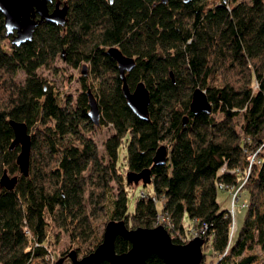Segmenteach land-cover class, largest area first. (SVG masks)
I'll return each instance as SVG.
<instances>
[{"label":"trees","instance_id":"16d2710c","mask_svg":"<svg viewBox=\"0 0 264 264\" xmlns=\"http://www.w3.org/2000/svg\"><path fill=\"white\" fill-rule=\"evenodd\" d=\"M64 1V25L45 20L20 44L0 10V176L18 172L13 188L0 185V264H63L69 252L55 257L52 235L88 254L102 241L99 223L153 227L161 215L174 242L195 232L205 239L200 264H264V0ZM111 45L135 58L127 81L149 89L148 119L129 106ZM58 57L76 68L87 63L76 97L40 72H57ZM198 86L210 112L190 109ZM88 89L99 125L113 129L104 154L89 135ZM11 119L26 122L31 135L28 175L16 162L20 144L10 147ZM162 143L166 161L155 163ZM145 167L152 194L141 190L131 212L123 170ZM219 188L248 191L235 240ZM130 247L116 237L117 252ZM145 264L165 262L153 253Z\"/></svg>","mask_w":264,"mask_h":264},{"label":"water","instance_id":"95a60500","mask_svg":"<svg viewBox=\"0 0 264 264\" xmlns=\"http://www.w3.org/2000/svg\"><path fill=\"white\" fill-rule=\"evenodd\" d=\"M53 0H0V10L4 14L5 28L7 34H12V42L20 44L32 38L35 28L43 21H51L64 25L68 20L69 5L67 2L60 4L58 1L52 10L48 3ZM166 1V0H164ZM188 1V0H186ZM39 14V17H37ZM108 53L117 60L119 74L122 79V88L126 100L131 109L141 118H149L150 91L144 81H139L133 89L127 81L126 71L135 65V58L122 52L117 45H111ZM82 73H87V66L83 65ZM89 111L88 114L95 124L100 123V109L98 101L91 89L87 90ZM205 91L196 87L192 92L190 109L197 113L199 111H211ZM187 115L184 116V123ZM14 129V138L10 144L13 148L20 144L16 162L19 171L25 175L29 174L31 135L28 132L26 122L11 119ZM167 145L160 144L155 152L153 160L155 163H164L167 158ZM128 183L144 184L151 182V170L145 167L140 171L129 170L126 172ZM18 175H11L4 169L0 176V185L8 189L13 188L17 182ZM118 235L127 238L131 247L119 253L115 249V239ZM205 239L196 235L187 242L176 243L165 226L157 224L153 227L128 226L123 219H111L105 224L102 241L88 254L79 257L76 249L69 251L72 264H101L108 261L109 264H145L149 255H159L165 264H200L203 259L202 245ZM61 260L57 262L60 264Z\"/></svg>","mask_w":264,"mask_h":264},{"label":"rangeland","instance_id":"374dc122","mask_svg":"<svg viewBox=\"0 0 264 264\" xmlns=\"http://www.w3.org/2000/svg\"><path fill=\"white\" fill-rule=\"evenodd\" d=\"M63 1V0H62ZM8 43V42H6ZM56 65L59 68L57 72H51L47 69H40V72H42L44 75H46L49 79H51L55 86L62 92V93H70L74 97H76L80 92L83 91V88L81 86L80 77L83 74L82 73V67L83 65L87 66V63L85 61L81 62L80 66L78 68L72 67L64 62V60L60 57L56 59ZM88 68V67H87ZM25 77V72L20 70L17 79L23 80ZM94 123V122H93ZM95 129L91 132H89V135H92L94 140L98 143V147L101 154L105 153L104 148V141L108 135H110L113 132V129L108 126H101L99 124H95ZM123 148L120 149L121 159L123 155ZM107 160V157H106ZM127 168L123 170V175L125 182H127L126 178V172ZM11 175H18V172H10ZM116 186V185H115ZM129 189V211H133L135 208V203L137 200V195L141 192V190H146L150 194H152V187L151 184L148 183L146 185L143 184V181H139L138 183H131L128 186ZM237 192V197L239 199L233 204V197L234 194ZM248 199V191L246 189L242 190H236V189H218V201L220 202L221 207L228 208L229 210H233L232 214V228H231V238L232 240H235V238L238 236L243 217L246 211L245 203ZM158 206L161 207V201L158 202ZM105 228V223H99L98 224V233L103 236V231ZM78 244H73L70 242L67 235H61V238L59 241L56 242V238L54 235L51 236L50 240V248L53 250V253L55 257L61 256V251L63 249L68 250V252L72 249L77 250ZM78 251V250H77ZM79 257H82L85 255L84 253H81L78 251ZM43 262L40 260H36L34 264H42ZM63 264H72L69 257L65 258Z\"/></svg>","mask_w":264,"mask_h":264},{"label":"built area","instance_id":"2783aa9c","mask_svg":"<svg viewBox=\"0 0 264 264\" xmlns=\"http://www.w3.org/2000/svg\"><path fill=\"white\" fill-rule=\"evenodd\" d=\"M220 187H222V188H226L227 187V185L226 184H224V183H221L220 184ZM230 189H235V188H230ZM239 188H237L236 190H238ZM239 199V197H237V192H236V194H234V197H233V204H235V202L237 201ZM229 212H230V214H231V216H232V214H233V210H229ZM161 218L159 219V221L157 222V224H162L163 226H167L168 225V218H167V216L166 215H161L160 216ZM26 231L28 232L29 230L28 229H26ZM196 235H198L196 232L195 233H193L188 239H190V238H192V237H194V236H196ZM53 253H52V255H51V258H52V261H53Z\"/></svg>","mask_w":264,"mask_h":264},{"label":"flooded vegetation","instance_id":"af4514ba","mask_svg":"<svg viewBox=\"0 0 264 264\" xmlns=\"http://www.w3.org/2000/svg\"><path fill=\"white\" fill-rule=\"evenodd\" d=\"M60 2V4H62L63 2H65L64 0L62 1V0H53V1H51V3H53L54 5L52 6V7H50V10L55 6V4L57 3V2ZM48 5H49V3H48ZM37 17H39V14H37ZM118 46V45H117ZM110 47V46H109ZM109 47H107V50H108V48ZM125 54V53H124ZM127 55V54H126ZM128 56H130V55H128ZM115 61H116V63H117V67H118V71H119V65H118V62H117V60L115 59ZM128 71H126V73H127Z\"/></svg>","mask_w":264,"mask_h":264},{"label":"bare ground","instance_id":"6f19581e","mask_svg":"<svg viewBox=\"0 0 264 264\" xmlns=\"http://www.w3.org/2000/svg\"><path fill=\"white\" fill-rule=\"evenodd\" d=\"M49 9H50V7H49ZM52 10V9H51ZM11 34V33H10ZM7 35H9V34H7Z\"/></svg>","mask_w":264,"mask_h":264}]
</instances>
